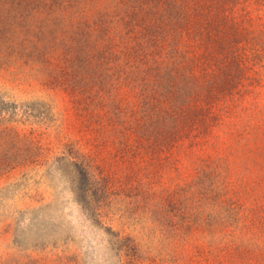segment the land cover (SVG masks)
Masks as SVG:
<instances>
[{
  "label": "rangeland",
  "instance_id": "obj_1",
  "mask_svg": "<svg viewBox=\"0 0 264 264\" xmlns=\"http://www.w3.org/2000/svg\"><path fill=\"white\" fill-rule=\"evenodd\" d=\"M234 15L206 130L134 155L57 87L67 23L0 0V264H264V4Z\"/></svg>",
  "mask_w": 264,
  "mask_h": 264
},
{
  "label": "trees",
  "instance_id": "obj_2",
  "mask_svg": "<svg viewBox=\"0 0 264 264\" xmlns=\"http://www.w3.org/2000/svg\"><path fill=\"white\" fill-rule=\"evenodd\" d=\"M21 1L67 23L55 39L68 58L57 87L134 155L206 130L211 105L234 84L229 68L240 70L229 39L235 8L249 0Z\"/></svg>",
  "mask_w": 264,
  "mask_h": 264
}]
</instances>
